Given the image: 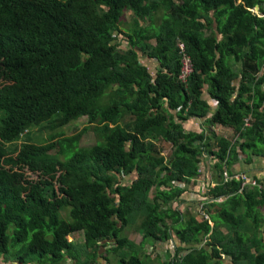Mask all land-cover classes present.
<instances>
[{"label": "trees", "instance_id": "trees-1", "mask_svg": "<svg viewBox=\"0 0 264 264\" xmlns=\"http://www.w3.org/2000/svg\"><path fill=\"white\" fill-rule=\"evenodd\" d=\"M176 42L191 64L184 83ZM263 67L264 0H0V256L74 260L76 232L88 264L103 242L114 256L128 249L120 264H143L147 242L170 239L164 264H264V186L222 179L236 149L264 158ZM81 118L71 136L32 138ZM86 132L94 143L78 145ZM204 155L218 178L205 197L225 198L206 204L212 225L175 208L176 184ZM130 225L138 245L122 236Z\"/></svg>", "mask_w": 264, "mask_h": 264}, {"label": "crops", "instance_id": "crops-1", "mask_svg": "<svg viewBox=\"0 0 264 264\" xmlns=\"http://www.w3.org/2000/svg\"><path fill=\"white\" fill-rule=\"evenodd\" d=\"M256 8L257 12V7ZM254 12V13H256ZM157 68H158V64H157ZM261 72H264V67L261 70ZM203 100L206 101L210 108L214 109L215 107V103L214 101H212L210 99V97L205 93L203 96ZM194 127L196 130H198L199 132L201 131L202 126L200 127L198 124H194ZM217 126H211L209 129H211L212 131L215 132ZM204 129V127H203ZM216 133V132H215ZM236 153H237V159L236 162L234 164L231 165L230 169L227 170L224 167L223 172H222V179L224 181V177L225 174L228 177H232L236 174L239 173H243V175L245 176V185L248 184L246 182V179L249 178H257L259 179L260 184H263L264 186V158L260 157V156H247L246 153H242L239 152L238 149H236ZM240 155V158H239ZM205 158L202 162H204L205 166L202 167L200 165L199 167V180L198 183H196V185L192 182H190L188 185H190V189L189 190H184V193L181 194L179 200L176 201L175 203V208L176 210H178L180 213L182 214H187L186 212H182L183 210H185L183 207L186 206L187 208H192L194 204H198L201 202L202 203V199H204V203L203 205L206 207L207 203H221L219 202V199L222 197H218L215 199H207L205 196L206 194H208L209 190L214 188V185L217 182V175L213 173L212 170V165L214 164V159L208 157L207 155H204ZM231 172V173H229ZM246 173L248 176H246ZM249 181H255V180H249ZM248 181V182H249ZM239 183H242L241 181H238ZM199 184V185H198ZM203 185V186H200ZM196 187V188H195ZM179 205V207H177ZM205 211H207L206 215H208L207 220H209V223L212 225V221L209 219V214H208V210L205 208ZM193 215H196V217L200 218V219H204L201 218L200 215L198 213H193ZM130 240V239H129ZM139 240H134L132 241L134 244H139L141 243ZM169 242L172 244V247H168L167 245H164L166 243H155L152 245V243L147 242L146 243V249H145V256L144 255H140V257L142 259H145L144 261H146L149 264H164V263H169L172 262L173 259H175V257H173V253H174V249L176 248V246H178V242L175 239H170ZM113 240L112 241H108V242H103L102 245H104V247L102 249H100V253L104 252V249L106 248H110L111 246H113ZM107 244V245H105ZM164 245V247L162 248V252L161 253H157L156 249L158 247H161V245ZM152 245V246H151ZM150 249V251H149ZM17 264L13 261V259H6L1 257L0 258V264ZM104 264V262H103Z\"/></svg>", "mask_w": 264, "mask_h": 264}, {"label": "rangeland", "instance_id": "rangeland-1", "mask_svg": "<svg viewBox=\"0 0 264 264\" xmlns=\"http://www.w3.org/2000/svg\"><path fill=\"white\" fill-rule=\"evenodd\" d=\"M254 10H256V9H254ZM254 10H253V12H256ZM158 14L161 15V13H158ZM124 18H125V21L127 23V22L130 21L131 15L129 13H125L124 14ZM157 22H159V21H157ZM152 43H154V42L152 41ZM179 43H182V42H176L177 51H178V44ZM142 63H143V65L147 66L152 73L155 72V69L157 67V62L155 60H148V59H145V57H142ZM192 121L190 122V124L192 123ZM85 123H86L85 119L84 118H81V119L75 121V124L77 126L75 129H72V126L67 125L65 127H62L61 129L60 128L59 129H55L52 132H50L48 130H43L40 134H38V130L37 129H34V130H32V138H33V140H37L39 137L45 138L46 134H52V133H61L64 136L65 135L71 136V135L75 134L77 131H79L84 126ZM209 128H210V126L207 125V131L209 130ZM215 132L214 133L217 136H221V137H224L226 139H232L233 130L231 128L222 127V126H219L218 125V127H216ZM241 140L242 139H239L238 141H241ZM93 143H94V136H93V134L91 132H86L81 137V139L79 140V144L78 145H80V146H88V145H91ZM165 152H166V150H164L163 153H165ZM239 158H240V155H239ZM204 159L205 158H203V160ZM202 161H201V164L200 165L202 167H204L205 164ZM244 174H246V173H244ZM236 175H243V173H239V174H236ZM236 175L233 176V179L236 180V181H239V179H236L235 178ZM25 176L27 178H29V179H32V180H36L37 179V175L28 173L26 171H25ZM246 176H248V175L246 174ZM227 177L228 176L225 174V177H224V181L225 182L228 181V180H231L229 177L228 178ZM131 178H135V176L133 175V177H131ZM198 180H199V177L198 176H195V177H193L190 180V182L191 183L193 182L196 185V183H198ZM176 185L181 186L184 190H186V189L189 190L190 189V185H185V184L184 185L183 184H176ZM248 185L249 186H253L251 184H248ZM200 186H203V185H200ZM245 186H246L245 184L240 183L238 192L243 187H245ZM260 186L258 188H260ZM149 193H150V198H152L153 195H154V191H152V192L150 191ZM224 199H225L224 197H221L219 199V202H223ZM201 201H202V203L200 202L199 203V206H198V204H194L192 208L191 207L190 208H187L186 206H184L183 208L185 210H183L182 212H186L187 215H190V216H193V213H198L201 218L207 219V217H208V215H206L207 211H205V206L203 205V203H204L205 200L202 199ZM177 207H179V205ZM136 223H139V220H136ZM11 229H12V226H10L9 227V230H8L9 236H11ZM122 236L127 237L128 239H130L131 242L134 241L135 239L136 240L141 239L140 241L142 242V237H143L142 236V232H139L136 229V227L135 226H132V225L128 226L123 231ZM69 240H70V242L72 244V247L70 249L69 254L74 257V260H71L69 257H66V255L64 254L65 260H63L59 264H76L75 259L78 260V264H88V261H87V258L88 257H87V254L85 253L86 249H85V247L83 245V237H82V234L75 232V233L71 234V236H69ZM203 243H205V240H203ZM164 245H167L168 247H172V244L170 242L169 243H166ZM164 245L162 244L161 247H158L156 249V252L157 253H161L162 252V248L164 247ZM107 249L108 248L104 249V252H102V254H99L100 258L97 259V264H103V262H104V264H107L104 261V258H106L109 261V264H120L119 263V260L121 258H126L127 259V258L130 257L129 251H128L127 248L122 249V251H120L118 253V255H115V256L113 254H111V253L106 252ZM145 249H146V244L144 245V248H143V253L144 254H145ZM149 251H150V249H149ZM102 256H103V258H102ZM0 258H1V256H0ZM12 258H14V256L13 257H8V259H12ZM139 258L143 262V264H149L146 261H144L145 259H142L141 257H139ZM31 264H49V263L45 262L44 259H42V261H38L36 258H34L33 263H31Z\"/></svg>", "mask_w": 264, "mask_h": 264}, {"label": "built area", "instance_id": "built-area-1", "mask_svg": "<svg viewBox=\"0 0 264 264\" xmlns=\"http://www.w3.org/2000/svg\"><path fill=\"white\" fill-rule=\"evenodd\" d=\"M178 56H179L180 69H179L177 80L181 83H184L186 78L191 73V64H190L187 54L185 53L184 45L182 43L178 44ZM244 125L247 126V123L245 122ZM235 178L239 179L242 182V184H245L244 175H236ZM247 183L253 186L255 185L254 181H249Z\"/></svg>", "mask_w": 264, "mask_h": 264}, {"label": "clouds", "instance_id": "clouds-1", "mask_svg": "<svg viewBox=\"0 0 264 264\" xmlns=\"http://www.w3.org/2000/svg\"><path fill=\"white\" fill-rule=\"evenodd\" d=\"M230 179H233V176L232 177H229ZM240 181V180H239ZM249 184V183H248ZM138 245V244H137Z\"/></svg>", "mask_w": 264, "mask_h": 264}, {"label": "flooded vegetation", "instance_id": "flooded-vegetation-1", "mask_svg": "<svg viewBox=\"0 0 264 264\" xmlns=\"http://www.w3.org/2000/svg\"><path fill=\"white\" fill-rule=\"evenodd\" d=\"M127 259H129V258H127Z\"/></svg>", "mask_w": 264, "mask_h": 264}, {"label": "water", "instance_id": "water-1", "mask_svg": "<svg viewBox=\"0 0 264 264\" xmlns=\"http://www.w3.org/2000/svg\"><path fill=\"white\" fill-rule=\"evenodd\" d=\"M254 9H256V8H254Z\"/></svg>", "mask_w": 264, "mask_h": 264}]
</instances>
